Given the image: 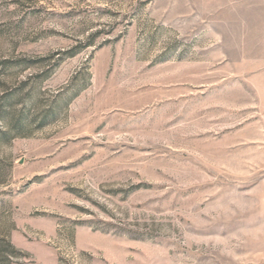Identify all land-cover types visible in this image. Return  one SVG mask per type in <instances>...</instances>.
Here are the masks:
<instances>
[{"label": "rangeland", "instance_id": "1", "mask_svg": "<svg viewBox=\"0 0 264 264\" xmlns=\"http://www.w3.org/2000/svg\"><path fill=\"white\" fill-rule=\"evenodd\" d=\"M264 264V0H0V264Z\"/></svg>", "mask_w": 264, "mask_h": 264}, {"label": "crops", "instance_id": "2", "mask_svg": "<svg viewBox=\"0 0 264 264\" xmlns=\"http://www.w3.org/2000/svg\"><path fill=\"white\" fill-rule=\"evenodd\" d=\"M10 244L22 253V260H11V264H56L52 252L43 244L26 240L17 233L10 238Z\"/></svg>", "mask_w": 264, "mask_h": 264}]
</instances>
